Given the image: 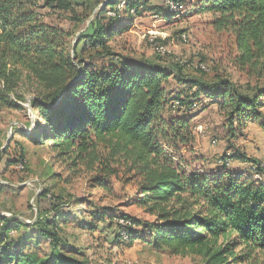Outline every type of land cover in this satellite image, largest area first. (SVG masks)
I'll list each match as a JSON object with an SVG mask.
<instances>
[{
    "label": "trees",
    "instance_id": "1",
    "mask_svg": "<svg viewBox=\"0 0 264 264\" xmlns=\"http://www.w3.org/2000/svg\"><path fill=\"white\" fill-rule=\"evenodd\" d=\"M90 1L97 10L91 32H82L72 45L71 33L47 23L40 11L51 4L73 10L71 0L44 4L0 0V113L28 109L24 106L28 103L36 117L38 141H50L59 158L94 173L92 181L97 186L109 189L111 178L121 169L138 177L137 201L155 220L142 222L122 213L109 218L102 208L89 212L92 232L100 230L102 235L108 228L103 238L131 246L145 237L140 232L143 227L151 232L150 242L157 248L199 255L205 264H252L254 255L264 251V185L226 168L211 176L190 172L173 153L195 140L188 113L201 103L197 96L202 88L209 97L205 109L217 107L234 135L235 122L243 132L251 122L264 118V85H260L264 80V0H197V13H213L212 25L233 33L236 62L258 84L237 86L223 79L213 85L196 84L194 78L181 76L188 64L178 61L176 70L172 67L175 77L197 89L183 93L186 97L167 90L175 73L172 69L151 59L146 63L119 60L110 46L117 34L147 11L157 18L174 19L178 14L170 10L167 0L161 5L154 0ZM87 47L100 51L109 62L95 68L87 61ZM5 153L6 149L0 159ZM233 157L254 162L258 173H264L259 160L245 154ZM44 197L53 201L52 216L40 208L33 224L0 213V264H91L63 236L65 225L85 228L79 224V214L70 213L48 189L39 200ZM120 217L135 225L128 229L127 240H122L116 222ZM30 229L48 240L49 253L31 248Z\"/></svg>",
    "mask_w": 264,
    "mask_h": 264
},
{
    "label": "rangeland",
    "instance_id": "2",
    "mask_svg": "<svg viewBox=\"0 0 264 264\" xmlns=\"http://www.w3.org/2000/svg\"><path fill=\"white\" fill-rule=\"evenodd\" d=\"M45 1L40 0L41 4ZM71 1L74 4L73 10L61 9L51 4L42 6L40 11L47 23L71 33L69 40L73 45L82 32H91L90 23L97 10L93 9L90 0ZM162 1L154 0V3L161 5ZM82 2L86 4H78ZM182 4L183 9L177 12L178 15L173 17L174 19L157 18L149 11L135 17L132 26L117 34L110 42L113 52L119 54V60L125 58L146 63L151 59L170 70L172 67L176 70L175 63L181 61L188 64L184 75L181 76H188L190 80L194 78L196 84L202 82L213 85L222 79L230 80L237 86L258 84L256 78L249 77L236 62L237 51L233 33L217 30L212 25L213 13H197V0H184ZM184 33L187 41L181 38ZM152 37L168 48V55H158L150 41ZM80 46H83V42ZM85 54L87 61L95 68L107 64L110 60L101 57L100 51L90 50L89 47ZM201 63L208 65L207 72L195 68L194 65ZM175 76H178L176 72L166 85L169 92L180 91L178 95L185 97L187 95L183 93L196 92L197 89H194L192 83L179 81ZM260 85H264V80L260 81ZM201 90L197 96V101L201 103L192 113H188L195 126V140L183 147L180 153H173L176 160L190 172L211 176L226 168V172L242 171L243 177L258 180L264 185V173H258L254 162L233 157L236 154H245L251 159L259 160L264 169V118L251 122L243 132L239 131L235 122L234 135L226 124L225 115L217 107L209 106L205 109L209 97L205 89ZM24 106L28 109L0 113V153L6 149L0 159L1 214L14 215L29 224H33L38 218L40 208L42 213L46 212L52 216L49 211L53 201L46 197L39 200L40 194L48 189L51 196L59 198L70 213L79 214V224L85 228L78 226L74 231L71 223L63 232L69 236L70 244L73 243L86 253L90 252L91 264H205L199 255H182L169 248H157L150 242L151 232L144 231L143 227H140V232L145 237L131 246L116 245L106 237H101L100 230L92 232L89 229V212L102 208H106L103 211L109 218L111 215L122 213L142 222L155 220V217L137 201L138 177L133 175L134 172L129 174L121 169L118 176L111 178L109 189L95 185L92 181L94 173H90L82 165L74 168L69 164L70 161L59 158L51 148L50 141H38L36 117L28 103H24ZM262 110L264 113V108ZM173 114L182 116V113L177 111H173ZM224 158L229 159L225 162ZM21 159L26 161L24 166L17 165V161H14ZM29 234L33 250L42 254L50 252V243L42 238L38 231L30 229ZM252 262L264 264V251H258Z\"/></svg>",
    "mask_w": 264,
    "mask_h": 264
},
{
    "label": "built area",
    "instance_id": "3",
    "mask_svg": "<svg viewBox=\"0 0 264 264\" xmlns=\"http://www.w3.org/2000/svg\"><path fill=\"white\" fill-rule=\"evenodd\" d=\"M123 4L124 3H122L121 6H123ZM167 4H168V7L170 8V10L173 12H176V13L179 12L181 9H183L182 8L183 5H181L180 3H178L174 0H167ZM110 14H112V13H110ZM183 40L184 41L188 40L186 34L183 35ZM150 41L154 45V49L156 50V52L163 54V55L169 53L168 48L165 45L158 42L155 37H152L150 39ZM197 67L201 68L204 71L209 70V67L206 64L201 63ZM116 222L121 227L120 235H121L122 240H127L129 238L128 229L134 228L135 227L134 223L130 219L122 218V217L117 218Z\"/></svg>",
    "mask_w": 264,
    "mask_h": 264
},
{
    "label": "crops",
    "instance_id": "4",
    "mask_svg": "<svg viewBox=\"0 0 264 264\" xmlns=\"http://www.w3.org/2000/svg\"><path fill=\"white\" fill-rule=\"evenodd\" d=\"M234 172H235V171H234ZM235 173L241 174L242 171H236ZM66 226H69V225H65V226H63V229H65ZM100 227H105V226H104V225H101ZM72 228H73L74 231H75V230L78 229V226L73 225ZM107 232H108V228L104 229V232H103L102 235L105 236V235L107 234ZM102 235H101V236H102ZM63 236H64V238L66 239V241H67L68 243H70L69 240H68V239H69V236L66 235L64 232H63ZM71 245L74 246L73 243H72ZM75 247H77V246H75ZM78 249H80V248H78ZM81 251H82V250H81ZM82 252H83L88 258L91 259L90 255H89V253H90L89 251H88L87 253H86L85 251H82Z\"/></svg>",
    "mask_w": 264,
    "mask_h": 264
}]
</instances>
